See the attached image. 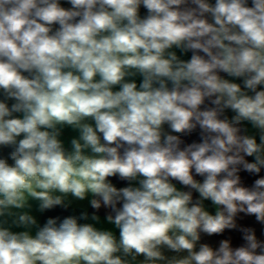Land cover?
<instances>
[{
	"label": "clouds",
	"instance_id": "9594fccd",
	"mask_svg": "<svg viewBox=\"0 0 264 264\" xmlns=\"http://www.w3.org/2000/svg\"><path fill=\"white\" fill-rule=\"evenodd\" d=\"M0 264H264V0H0Z\"/></svg>",
	"mask_w": 264,
	"mask_h": 264
},
{
	"label": "crops",
	"instance_id": "0c3cea01",
	"mask_svg": "<svg viewBox=\"0 0 264 264\" xmlns=\"http://www.w3.org/2000/svg\"><path fill=\"white\" fill-rule=\"evenodd\" d=\"M74 135H75V133L72 132L70 129L66 130L65 133H64L63 139H65V141H67L68 139H70V137H72ZM193 138H195V137H193ZM114 183H116L118 187L124 186L123 183L119 182V181H115L114 180ZM85 210L88 211L89 213H91L93 211L90 208L87 200L82 201V202H79V201L72 202L71 206L69 207V209L67 211H64V210H62L60 208H57L54 211L46 212L44 214H40V213L35 211V203H34V206H33V214H35L38 217V219L40 220L41 223L48 216H57V215L64 216V215H68V214H79L81 211H85ZM104 214H105V210L101 209L99 215L101 216V221L102 222H101V224L99 226L105 227V228H111L112 227L111 225H108L106 222L103 221ZM245 223H251V221L250 220L249 221H245ZM235 242L239 243L238 235L235 236Z\"/></svg>",
	"mask_w": 264,
	"mask_h": 264
}]
</instances>
